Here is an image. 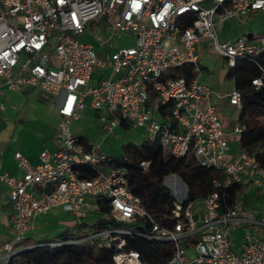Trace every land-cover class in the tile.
I'll list each match as a JSON object with an SVG mask.
<instances>
[{"label":"built area","instance_id":"obj_1","mask_svg":"<svg viewBox=\"0 0 264 264\" xmlns=\"http://www.w3.org/2000/svg\"><path fill=\"white\" fill-rule=\"evenodd\" d=\"M261 12L264 0H0V82L9 90L32 88L57 97L61 118L56 149L42 151L37 165L15 152L19 175L0 173L12 231L0 245V264H11L18 253L37 246L25 243L37 215L59 209L80 224L91 202L97 210L98 198L108 200L107 218L121 226L91 229L69 243L97 241L115 247V264H144L137 252L123 250L125 239L134 235L129 226L148 217L130 192L127 171L109 165L104 153L84 145L71 131L87 106L98 114L103 134L112 135L117 128L142 132L145 142L160 145L171 157L191 156L200 167L219 171L222 178L215 188L244 187L233 206L224 205L214 191L185 208L186 196L177 202L170 227L151 220L150 234L142 236L173 248L166 264H264V164L255 152L230 155L212 101L215 93L203 81L198 55V49H210L227 70L253 62L259 74L250 85L259 88L264 82V67L258 64L264 58V33L229 41L219 36L226 22L245 23ZM93 26L107 34L106 41L97 38L100 47L118 37L132 38L135 44L99 56L78 40ZM182 67H190L191 75L170 77ZM242 95L234 86L225 97L240 109ZM243 130L237 122L232 134ZM257 149L264 151V142ZM148 165L140 163L142 169ZM80 168L94 176L82 178ZM246 194L259 197L262 206L249 207Z\"/></svg>","mask_w":264,"mask_h":264},{"label":"trees","instance_id":"obj_2","mask_svg":"<svg viewBox=\"0 0 264 264\" xmlns=\"http://www.w3.org/2000/svg\"><path fill=\"white\" fill-rule=\"evenodd\" d=\"M258 64L264 67V58H260ZM258 70V66L253 62H240L234 70L228 69L226 76L235 81L237 76L241 77L240 82L236 81V88L243 93L238 124L244 130L238 138L239 151L255 152L257 160L264 164V151L259 152L257 149L264 142V82L259 88L250 85V80L259 74ZM169 75L172 78L191 75V68L182 67ZM82 143L85 145L84 141ZM121 148L124 155L119 158L110 157L109 164L127 171L130 192L139 199L148 216L129 226L134 235L125 239L123 250L137 252L144 264H166L173 254L170 245L142 236L150 234L151 220L167 227L174 222L171 214L177 202L164 184L167 177L176 176L185 185L186 198L183 208L187 203L198 202L214 191L219 194L224 205L233 206L244 190L239 184H232L225 189L215 188L214 182L222 178L219 171L200 167L191 156L173 158L158 144L141 141L127 143ZM141 162L148 163V167L142 169ZM79 171L82 178L91 179L94 176V172L88 168H80ZM96 205L98 219L90 226L93 230H112L121 226L115 220L107 218V199H96ZM81 238L83 237L78 234L60 233L53 241L63 243L62 245L39 246L40 243H34L37 246L18 253L11 264H115L114 246H99L97 241L90 243L86 240L69 243ZM25 243L29 245L32 241L27 239Z\"/></svg>","mask_w":264,"mask_h":264},{"label":"crops","instance_id":"obj_3","mask_svg":"<svg viewBox=\"0 0 264 264\" xmlns=\"http://www.w3.org/2000/svg\"><path fill=\"white\" fill-rule=\"evenodd\" d=\"M262 13L264 12L257 13L252 17H256ZM251 18L245 23L234 20L226 22L223 25L221 34L224 32L226 24L232 29L236 26L246 24ZM262 33H264V30L255 33L249 31V34L252 35ZM198 55L203 69V81L215 93L212 101L216 105L217 111L222 118L226 139L229 144L234 141L238 143L239 136L233 135L232 131L234 125L238 122L239 109L231 106L225 97L233 90L234 86L237 87V83L235 79L226 76L227 69L223 62L210 49L200 48L198 49ZM57 104V97L47 96L40 90L32 88L9 90L0 82L1 174L8 176L19 175V170L13 158L15 152H20L30 164L37 165L39 163V154L42 151H52L58 147L54 136L61 121L57 113ZM80 120H83L84 125L91 120H96V123L91 127L89 125L88 127L82 128L76 126L74 128L71 127V131L81 137L85 145L94 147L100 153L105 152V146L103 144L105 143L109 147V139H107L109 135L102 133L98 123V114L87 106L80 113V117L76 123ZM94 132L97 133L95 138H93ZM131 132L138 133L135 130L117 128L114 131V135H124ZM230 155H235V153L230 151ZM106 156L108 159L110 157L113 158L109 154ZM167 178L180 180L176 176H169ZM171 179L168 181V185L172 181ZM247 205L251 208L259 209L262 206V202L259 197L253 196ZM10 213L11 209L7 189L5 186L0 185V245L8 241L12 236L9 219ZM96 219H98V215L95 202H91L90 210L80 224L73 215L59 209H54L47 213L39 214L34 218L33 229L27 239L31 240L32 243H43L51 240L52 242L48 243L53 244L55 243L53 240L60 233L78 234L85 237L87 231L92 229L90 226Z\"/></svg>","mask_w":264,"mask_h":264},{"label":"rangeland","instance_id":"obj_4","mask_svg":"<svg viewBox=\"0 0 264 264\" xmlns=\"http://www.w3.org/2000/svg\"><path fill=\"white\" fill-rule=\"evenodd\" d=\"M264 30V13L259 14L256 17H252L246 24H242L240 26H236L234 28H229L228 24H226L224 28V32L219 36L221 41L225 40H233L236 37L240 35H246L250 32H257ZM97 38H100L103 41H106L107 34L103 32L102 29H98L97 26H93L90 32H86L84 35L78 38L80 42L87 43L91 46H93L99 56H109L111 53L116 51L118 48H128L134 46L135 42L132 38H126V37H118L114 38L111 42L105 44V46L100 47L97 44ZM96 73H99L98 71ZM107 76L109 73H106ZM241 77L237 76L236 81L240 82ZM96 123V120H91L89 123L85 124L83 123V120H80L79 122H73L71 127H91L93 124ZM93 138L96 137V132L93 133ZM144 134L142 132H138L137 134L135 132H131L129 134H112L109 135L107 139H109L108 146L104 143L105 146V152H103L105 155H110L113 158H119L124 155L122 151V145H125L127 142L132 143H140L143 141ZM107 143V142H106ZM230 151L232 153L237 154L239 152V145L237 141H234L233 143L229 144ZM175 180V190L176 193L171 189V187L168 185L167 178L164 180L165 186L171 191L172 195L175 197L176 202H180L181 199H183L186 196V187L185 185L178 179L172 178ZM179 185V187H178ZM246 193H248L247 190H245ZM252 195L246 194L244 197L245 203L249 204L250 200L252 199ZM235 240L241 239V231L237 230L234 232ZM47 242H51V240H48L46 242L40 243L41 245L46 244ZM50 244V243H48Z\"/></svg>","mask_w":264,"mask_h":264},{"label":"bare ground","instance_id":"obj_5","mask_svg":"<svg viewBox=\"0 0 264 264\" xmlns=\"http://www.w3.org/2000/svg\"><path fill=\"white\" fill-rule=\"evenodd\" d=\"M178 187H179V185H178Z\"/></svg>","mask_w":264,"mask_h":264}]
</instances>
